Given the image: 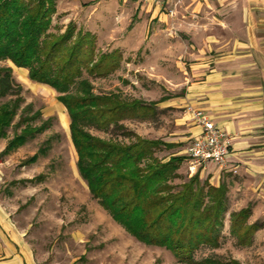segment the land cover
Returning <instances> with one entry per match:
<instances>
[{
  "label": "rangeland",
  "instance_id": "obj_1",
  "mask_svg": "<svg viewBox=\"0 0 264 264\" xmlns=\"http://www.w3.org/2000/svg\"><path fill=\"white\" fill-rule=\"evenodd\" d=\"M48 1L54 8L50 31L62 33L74 24L95 34L98 51H122L121 66L114 73L92 78L94 92L112 93L128 102L141 100L154 109L106 128L87 123L86 129L95 136L123 143L134 139L130 133L149 139L177 136L172 133L179 113L173 107L160 108L156 104L181 93L178 83L188 68V55L179 36L167 31L158 18H152L153 7L150 9L141 0ZM10 63L0 60V67ZM13 75L23 87L22 100L14 102L17 94L0 96V106L8 103L17 107L6 136L0 137V206L25 238L37 262L182 264L166 248L139 241L93 198L78 168L71 118L57 99L59 93L49 85L32 81L29 75ZM21 116H26L27 121L17 128ZM43 123L46 127L28 136L22 146L4 152L27 124L39 127ZM164 146L167 145L159 148L156 156L167 161ZM34 156L36 159H32ZM189 179L180 174L170 183L181 185ZM241 193L227 195L228 211L223 219L220 246H203L196 258L264 264V203L255 209L251 204L249 222L258 221L262 227L250 245L238 244L230 232V213L241 209L247 200Z\"/></svg>",
  "mask_w": 264,
  "mask_h": 264
},
{
  "label": "trees",
  "instance_id": "obj_2",
  "mask_svg": "<svg viewBox=\"0 0 264 264\" xmlns=\"http://www.w3.org/2000/svg\"><path fill=\"white\" fill-rule=\"evenodd\" d=\"M53 11L48 0H0V60L27 68L32 81L59 93L57 99L71 118L78 168L93 198L139 241L166 248L182 264H243L235 259L196 258L203 246L221 244L228 211L226 183L214 186L195 174L181 185H172L184 157L167 161L157 157L165 141L130 133L134 139L123 143L86 129L87 123L106 128L154 109L141 100L128 102L112 93H95L92 78L114 73L121 66L122 51H98L95 34L74 24L62 33L50 31ZM22 88L12 67L1 66L0 96L17 94L14 102H21ZM16 114V104L0 106V137L6 136ZM25 121L27 117L21 116L17 128ZM45 127V123L27 124L4 152L22 146L28 136ZM251 215V204L230 213V232L240 245H250L262 227L258 221L249 222Z\"/></svg>",
  "mask_w": 264,
  "mask_h": 264
},
{
  "label": "crops",
  "instance_id": "obj_3",
  "mask_svg": "<svg viewBox=\"0 0 264 264\" xmlns=\"http://www.w3.org/2000/svg\"><path fill=\"white\" fill-rule=\"evenodd\" d=\"M141 1L153 7L152 18L185 43L189 61L178 83L181 93L156 104L179 113L172 133L177 136L161 138L168 143L162 148L165 160L183 156L178 172L184 178L198 174L214 186L226 183L228 195L247 196L240 208L259 207L264 203V0H181L174 15L169 11L176 0ZM10 66L15 74L28 76V69ZM189 105L209 115L230 138L228 167L211 161L192 170L187 148L202 129L188 113ZM0 264H39L1 206Z\"/></svg>",
  "mask_w": 264,
  "mask_h": 264
},
{
  "label": "built area",
  "instance_id": "obj_4",
  "mask_svg": "<svg viewBox=\"0 0 264 264\" xmlns=\"http://www.w3.org/2000/svg\"><path fill=\"white\" fill-rule=\"evenodd\" d=\"M162 3L170 0H156ZM181 0H176L169 13L175 14V10ZM187 111L192 120L201 127V133L194 136L187 148V155L192 163V170L204 166L208 162H216L222 169L229 166L230 138L213 122V120L201 109L189 105ZM233 173L238 172V167L232 168Z\"/></svg>",
  "mask_w": 264,
  "mask_h": 264
}]
</instances>
